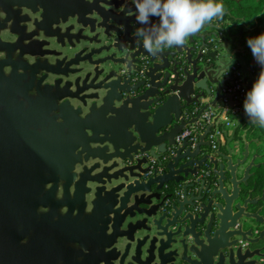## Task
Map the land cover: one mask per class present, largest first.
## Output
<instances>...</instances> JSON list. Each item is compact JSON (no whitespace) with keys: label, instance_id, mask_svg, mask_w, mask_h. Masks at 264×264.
I'll list each match as a JSON object with an SVG mask.
<instances>
[{"label":"water","instance_id":"obj_1","mask_svg":"<svg viewBox=\"0 0 264 264\" xmlns=\"http://www.w3.org/2000/svg\"><path fill=\"white\" fill-rule=\"evenodd\" d=\"M139 27L133 0H0V264H264L237 125L163 159L186 108L238 104L208 34L153 57Z\"/></svg>","mask_w":264,"mask_h":264},{"label":"clouds","instance_id":"obj_2","mask_svg":"<svg viewBox=\"0 0 264 264\" xmlns=\"http://www.w3.org/2000/svg\"><path fill=\"white\" fill-rule=\"evenodd\" d=\"M137 24L136 38L155 57L166 48L180 47L214 20L222 19L225 8L217 0H133ZM156 18V23L152 22ZM247 44L261 71L246 94L244 113L253 124L264 127V33L248 38ZM234 61L227 66L228 72ZM223 75V76H224Z\"/></svg>","mask_w":264,"mask_h":264},{"label":"trees","instance_id":"obj_3","mask_svg":"<svg viewBox=\"0 0 264 264\" xmlns=\"http://www.w3.org/2000/svg\"><path fill=\"white\" fill-rule=\"evenodd\" d=\"M217 2L222 3L225 8L223 18L215 20V23L220 24L218 29L221 32L220 39L222 41L218 40V44L222 48L224 42H231L237 61L244 60L251 69L255 70V76L247 85L249 91L258 78L261 68L258 67V63L253 57L247 39L254 38V34L258 36L264 33V20L260 19L261 15L264 14V0H217ZM254 26L256 29L251 30ZM207 47H209L208 52L213 50L215 47L214 41L208 43ZM204 58H209L208 54H205ZM244 133L247 139L252 140L254 143L264 142V127L253 124L247 116L242 117L240 120L236 128L235 140L243 141ZM262 159V162L253 168L252 176L249 179V187L253 188L254 194L257 195L264 193V155ZM211 179L215 182L214 176H211ZM261 206L264 215V201H262Z\"/></svg>","mask_w":264,"mask_h":264},{"label":"built area","instance_id":"obj_4","mask_svg":"<svg viewBox=\"0 0 264 264\" xmlns=\"http://www.w3.org/2000/svg\"><path fill=\"white\" fill-rule=\"evenodd\" d=\"M213 40L214 39H212V42ZM203 52H207V47ZM226 75L230 77L231 84L224 89V93L227 95H234V101L238 102V104L230 108V114H235L239 118L245 117L246 115L244 113L242 102H244L248 92L247 85L255 76V70L248 67L244 61L238 62L237 59H234ZM223 100L225 104H229L230 98L225 97ZM205 104L206 103L201 100L200 103H196L184 110L183 117L187 124L181 132L177 134L175 144L163 156L164 160H167L171 155H174L177 148L182 146L185 141L189 142L187 147L195 149L201 139V135L205 133L209 126H211V130L206 134L205 140L210 142L213 151L218 148L219 140L223 135V127L221 124L225 123L227 126L230 125L232 121L231 116L230 119L226 118L225 122H219L221 116L220 106L212 103L205 106ZM210 175H212V170L210 167H206L201 171L200 178L205 179ZM210 182L214 183L212 180Z\"/></svg>","mask_w":264,"mask_h":264},{"label":"crops","instance_id":"obj_5","mask_svg":"<svg viewBox=\"0 0 264 264\" xmlns=\"http://www.w3.org/2000/svg\"><path fill=\"white\" fill-rule=\"evenodd\" d=\"M213 23H215V20L213 21ZM215 24H217L220 27L219 23H215ZM218 28L206 26L201 31L202 33L208 34V37H207L208 43L212 42V39H214L213 40L214 42L217 40L216 43L218 42V40H220L218 38L221 37V32ZM220 41H222V40H220ZM230 43L231 42L226 41L224 46H222V48H219L220 46L217 45V47H214L213 50H210V51H216V56L214 59L209 58V64H211V68L215 69L217 78L221 82H223L227 78V75L226 74L224 75V73L226 71V67L229 65V62L232 61V56L233 57L236 56L235 52H234L235 50L230 52V47H232V46H230V45H232V43L231 44ZM208 50H209V47H207V52H208ZM229 84H231V79L228 77V79L226 80V85H229ZM213 98L208 97V98L202 99V102L206 103L204 100H208V102H209ZM217 105L220 106V112H221V114H220L221 116L219 119H222L223 120L222 122H225L226 118L230 119V111L229 110H230V108H232V106L230 104H224V103H220V102H218ZM241 119L242 118H239V119H237V121H233V119L231 117L232 121H231L230 125L227 126L225 123L221 124V126L223 127V135L220 139L223 142L222 143V149L223 150H226V137L224 134V130L226 132H228V134L230 136L234 132L236 125L237 126L239 125L238 121ZM252 143H254V142L253 141L250 142V140L247 139V137L244 139V136H243V141L237 139L231 144L233 147L237 148L236 152L234 153V159L243 158L242 152L246 150L245 149L246 146L248 148V152H249L248 160H247L246 164L241 168V171H243L249 165V163L252 161L253 157H255V159H254L255 165L259 164L263 160L262 158H263L264 152L260 151V148H259L260 144H257V143L252 144ZM251 145H253V146L251 147Z\"/></svg>","mask_w":264,"mask_h":264},{"label":"flooded vegetation","instance_id":"obj_6","mask_svg":"<svg viewBox=\"0 0 264 264\" xmlns=\"http://www.w3.org/2000/svg\"><path fill=\"white\" fill-rule=\"evenodd\" d=\"M219 39V38H218ZM221 40V39H220ZM217 41V40H216ZM216 41L214 42L215 43V47H217V45L219 46V44H218V42H217V44H216ZM225 43V42H224ZM231 44V43H230ZM231 46V45H230ZM220 48V47H219ZM232 51H234L233 49H232V47H230V52H232ZM235 52V51H234ZM232 54V53H231ZM234 59H236V56L234 57ZM231 63V61L229 62V64ZM226 69H227V67H226ZM227 77H229L228 75H227ZM230 78V77H229ZM255 167V165L253 166V168ZM253 168L251 169V173L253 172ZM211 176H214V175H210L208 178H205L206 179V182H207V184H209V182L212 180L211 179ZM252 176V175H251ZM251 194V196L253 197V198H258L259 199V203L258 204H256V205H249V211L250 212H255V211H257V210H261V215H263L262 214V206H261V203H262V201H264V200H262L261 199V197L263 196V194L262 195H257V194H254V189L253 188H250L249 186L247 187V196L248 195H250ZM264 216V215H263ZM250 222H252V223H249L248 225H250V226H248V227H246L245 229H248L249 227H252L253 229H254V235L252 236V237H254V238H257V237H259L260 236V233H261V231L262 230H264V222H257L254 218L253 219H251V221ZM264 247V237L263 238H261L259 241H258V243H256V244H254L253 245V247L252 248H263ZM263 253H264V250H263ZM58 264H65V262H62V261H58Z\"/></svg>","mask_w":264,"mask_h":264},{"label":"rangeland","instance_id":"obj_7","mask_svg":"<svg viewBox=\"0 0 264 264\" xmlns=\"http://www.w3.org/2000/svg\"><path fill=\"white\" fill-rule=\"evenodd\" d=\"M260 19L264 20V14L261 15V18ZM254 29H256L255 26L253 28H251V30H254ZM254 37H257V35L254 34ZM241 61H244V60H241ZM244 63L247 64L245 61H244ZM257 65H258L259 68H261L259 64H257ZM248 67H250V66L248 65ZM204 101L206 103L208 102V100H204ZM242 103H244V102H242ZM230 116L232 117L233 121H237V119H239V117L237 115H235V114H230ZM219 120H220L219 122H222L223 121L222 119H219ZM250 142H252V140H250ZM252 144H254V143H252ZM257 144H260V147H259L261 149L260 151L261 152L264 151V142H262V143L261 142H258ZM252 146L253 145H251V147Z\"/></svg>","mask_w":264,"mask_h":264}]
</instances>
